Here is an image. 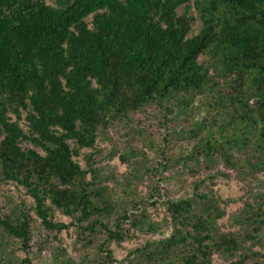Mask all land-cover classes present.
Segmentation results:
<instances>
[{
	"label": "trees",
	"instance_id": "1",
	"mask_svg": "<svg viewBox=\"0 0 264 264\" xmlns=\"http://www.w3.org/2000/svg\"><path fill=\"white\" fill-rule=\"evenodd\" d=\"M147 105L155 118L131 133L144 139L146 125L163 129L157 145L148 143L159 156L152 161L130 144L109 152L129 168L118 199L95 165L98 130ZM174 138L187 140L174 160L189 161L192 173L219 164L264 173V0H0V182L32 200L0 208V264H16L11 240L25 252L19 264H30L31 211L46 231L74 226L87 235L93 264H112L110 244L130 232L154 234L165 223L167 235L131 249L126 264H220L216 253L221 264H261L252 244L264 225V193L241 219L249 229L226 232L215 230L218 198L196 181L194 196L162 200L159 176L174 163ZM82 149L84 166L74 160ZM133 180L164 207L161 222ZM56 212L70 222L54 220Z\"/></svg>",
	"mask_w": 264,
	"mask_h": 264
},
{
	"label": "rangeland",
	"instance_id": "2",
	"mask_svg": "<svg viewBox=\"0 0 264 264\" xmlns=\"http://www.w3.org/2000/svg\"><path fill=\"white\" fill-rule=\"evenodd\" d=\"M45 1L49 5H54L56 0ZM197 26L198 22H195L193 28L195 29ZM155 113L154 107L147 105L145 109L131 112L124 122L114 123L106 131L98 130L96 150H94L95 165L100 167L101 176L109 177L108 188L116 194L118 199H122L124 194L116 187L125 188L126 182H129L126 181L129 168L127 164L120 161L118 154L109 158V152L112 149L113 151H122L130 144L134 148L142 149L150 160L155 161L159 155L156 148L155 150L148 148V143L152 140L157 145L160 142L163 129L154 124L153 126L146 125L144 139L131 133L134 128L138 129L142 126L143 122L147 124L149 119L155 118ZM188 147L187 140L174 138L171 142L169 153L172 155V162L174 163L159 176L161 178L162 200L165 198L173 200L179 197L194 196L195 190L192 183L196 181L199 192L211 191L218 198L217 207L223 215L216 220L215 230L217 232L236 231L240 228L249 229L241 219L244 218V215H247V206L251 205L255 208V201L264 193V173L260 172L255 176H250L247 172H242L243 169L239 167L231 168L224 164H219L217 167L212 166L208 170L203 169V167L196 168V172L192 173L189 161H187L189 166L185 167L186 165L174 160V157H177L179 153L185 154L184 152ZM85 152L86 150L82 149L80 155L74 157V160L79 161L81 166L85 164L83 159ZM127 159L130 164L140 161L138 156H129ZM131 184L135 188L134 193L144 198L146 212L149 217L155 222H161L165 216L164 207L159 203L155 206L151 204V198L147 196V183L143 181L134 183L133 180ZM31 201L25 195V189L21 186L12 182H0V208L2 213L20 207L24 208L31 205ZM31 217L37 220V225L34 230V240L29 245L28 258L30 264H59L61 260H66L69 264H93L92 257L96 255L95 245L94 243H87V235L79 236L74 226H70L60 233L46 231L40 226L37 216L32 211ZM53 218L66 224L70 222L69 218L58 212L54 213ZM164 225L166 226V223ZM165 226L154 234H146L144 231L130 232L128 238L120 244L111 243L110 247L113 250L115 259L112 264H126V255L131 249L143 245L145 241L158 239L161 237V232L163 235H167L170 228ZM101 238L102 235H95L94 240L98 242ZM252 246L254 250L260 252V255L256 258L257 261L264 264V225L258 234L257 241ZM11 248L14 250V261L19 264V260L24 257L25 252L20 250L14 240L10 241V246L7 249ZM56 248H61L62 253L54 259L53 251ZM244 248V245L240 246V251ZM212 260L220 264L227 263L224 258L220 257L219 253L213 255ZM252 263L253 258L249 259L247 264Z\"/></svg>",
	"mask_w": 264,
	"mask_h": 264
}]
</instances>
